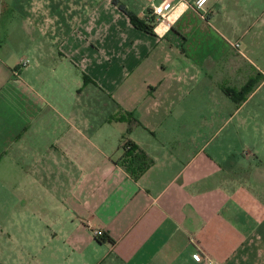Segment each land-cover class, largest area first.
I'll return each mask as SVG.
<instances>
[{
    "label": "crops",
    "instance_id": "1",
    "mask_svg": "<svg viewBox=\"0 0 264 264\" xmlns=\"http://www.w3.org/2000/svg\"><path fill=\"white\" fill-rule=\"evenodd\" d=\"M113 1L60 3L31 32V0H0L8 242L38 264H264V0H173L164 22L165 0H140L154 34Z\"/></svg>",
    "mask_w": 264,
    "mask_h": 264
},
{
    "label": "rangeland",
    "instance_id": "2",
    "mask_svg": "<svg viewBox=\"0 0 264 264\" xmlns=\"http://www.w3.org/2000/svg\"><path fill=\"white\" fill-rule=\"evenodd\" d=\"M72 2V1H78L81 2L82 4H86L91 0H31L32 3L30 6V13L32 15V18L35 19V17L38 19V22H36L35 20H33L31 22V27H29L31 29V32H33L34 30L36 31H40V22H39V15L41 14L42 16H47L51 19H53L55 21V17H56V7L60 4V3H65V2ZM99 1H103V0H99ZM122 2L128 4L130 6V11L133 12L135 15H137L140 10H141V1L140 0H121ZM123 3V4H124ZM125 5V4H124ZM29 6V5H28ZM45 20L42 21V30H46L48 31V33H52V35H55L56 30H58V22H50L48 23H44ZM19 24L18 21L16 20L15 22V27L14 30L15 32H19L21 31L19 28ZM39 25V27H38ZM48 26V27H46ZM22 35H24V33H21ZM50 36H48V41L49 44L48 46L52 45V41L50 40ZM40 39L39 38V34L35 35V38H26V44L28 46H30V48L32 47V49H34L35 47V43L38 42V45L40 44ZM43 39V38H42ZM22 39H17V41H20ZM18 42H15L14 45H17ZM26 52V51H25ZM21 53L23 54V51H21ZM27 54V52H26ZM26 58L30 61L31 64L34 63L33 59H31L30 54L26 55ZM195 120V119H194ZM197 120L195 121V125H196ZM253 130V129H248V131ZM262 130V129H261ZM5 226V227H4ZM52 248H54L53 246H48V250L50 251ZM39 250L38 247H31V253L33 256H37L35 255L33 252ZM25 249L23 247H14L13 245H11L8 242V230L6 227V223L3 224L0 227V264H38V262H35L34 259L31 262L30 259H26V253H25ZM51 257V256H50ZM49 264H55L54 262H51Z\"/></svg>",
    "mask_w": 264,
    "mask_h": 264
},
{
    "label": "trees",
    "instance_id": "3",
    "mask_svg": "<svg viewBox=\"0 0 264 264\" xmlns=\"http://www.w3.org/2000/svg\"><path fill=\"white\" fill-rule=\"evenodd\" d=\"M114 4L123 12L125 13L131 23L133 24L134 27L145 31L147 33L150 34H154V20L153 18H149V19H143V18H139L137 15H135L133 12H131L126 5H124L122 2H120L119 0H114L113 1ZM91 81L88 77L85 76V81L88 82ZM252 87H247V89H245L241 94L240 97L241 99L239 100V102H242L244 100L245 95L249 92V90H251ZM230 95L232 93H229ZM125 149V158L127 161V168L130 171H133V166L135 164H142L143 160L142 158L137 154V148L134 145L128 144L124 147ZM99 243H107V242H112L111 239H109V237L104 236L103 238L98 239Z\"/></svg>",
    "mask_w": 264,
    "mask_h": 264
},
{
    "label": "built area",
    "instance_id": "4",
    "mask_svg": "<svg viewBox=\"0 0 264 264\" xmlns=\"http://www.w3.org/2000/svg\"><path fill=\"white\" fill-rule=\"evenodd\" d=\"M210 0H196L194 7L197 10H202L205 8V6L208 4ZM173 0H165L162 4L160 5H154L152 9V15L158 18V21H166L168 19V16L170 12L173 10V7H170L172 4ZM238 47V45H237ZM21 66L26 67L28 66L27 61H23L21 63ZM93 235L95 238L100 239L104 237V233L101 230L95 229L93 230ZM196 259L199 261H203L206 264H217L214 261H212L211 257L207 255L204 251L201 249L197 250V255Z\"/></svg>",
    "mask_w": 264,
    "mask_h": 264
}]
</instances>
